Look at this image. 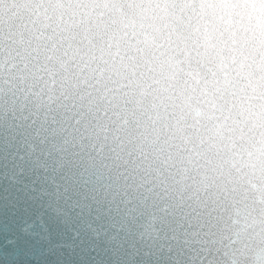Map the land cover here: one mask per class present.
Listing matches in <instances>:
<instances>
[{
    "label": "clouds",
    "instance_id": "9594fccd",
    "mask_svg": "<svg viewBox=\"0 0 264 264\" xmlns=\"http://www.w3.org/2000/svg\"><path fill=\"white\" fill-rule=\"evenodd\" d=\"M112 264H264V0H0V123Z\"/></svg>",
    "mask_w": 264,
    "mask_h": 264
},
{
    "label": "water",
    "instance_id": "95a60500",
    "mask_svg": "<svg viewBox=\"0 0 264 264\" xmlns=\"http://www.w3.org/2000/svg\"><path fill=\"white\" fill-rule=\"evenodd\" d=\"M0 123V264H112L105 217L53 195L47 173Z\"/></svg>",
    "mask_w": 264,
    "mask_h": 264
}]
</instances>
